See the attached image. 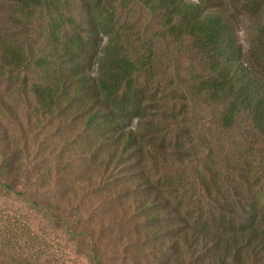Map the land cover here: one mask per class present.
Masks as SVG:
<instances>
[{"label": "rangeland", "instance_id": "1", "mask_svg": "<svg viewBox=\"0 0 264 264\" xmlns=\"http://www.w3.org/2000/svg\"><path fill=\"white\" fill-rule=\"evenodd\" d=\"M190 1L236 15V38L244 61L264 79V5H251L248 0ZM52 3L33 14L25 26L20 24L19 8L0 2V47L28 39L34 53L24 70L0 68V162L8 163L18 175L15 191L0 187V264H96V255L101 264H159L149 252L147 227L133 200H111L110 192L99 186L98 160L82 151L92 137L82 134L81 124L68 125L63 119L44 125L35 111L30 87L43 74L34 59L45 57L54 46L52 32L61 15L82 25L92 18L104 22L107 32L125 43L130 57L146 67L138 74L139 87L148 96L144 104L157 102L158 116H169L168 141L174 145L183 140L194 154L184 164L170 160L154 172L156 180L182 179L187 185L181 195L184 212L193 219L200 212L208 217L215 202L232 201L231 191L239 189L243 196L259 201V217L263 216L264 138L246 114L237 118L233 128H223L226 104L197 92L206 67L191 42L170 37L159 17L140 0ZM99 38L103 48L108 36ZM151 119L149 114L134 123L156 127ZM213 172L220 174L221 185L218 191L213 189L210 200L199 176L209 178ZM56 205L62 210L49 212ZM67 223L73 224L70 231ZM215 226L210 223L211 229Z\"/></svg>", "mask_w": 264, "mask_h": 264}, {"label": "trees", "instance_id": "2", "mask_svg": "<svg viewBox=\"0 0 264 264\" xmlns=\"http://www.w3.org/2000/svg\"><path fill=\"white\" fill-rule=\"evenodd\" d=\"M248 1L264 5V0ZM0 2L19 8L20 24L25 26L33 14L53 5L52 0ZM140 3L159 17L170 37L188 39L204 61L206 78L198 84L197 92L226 104L223 128H233L237 118L246 114L264 138V79L244 61L243 48L236 38V15L211 8L203 1ZM92 19L82 25L61 15L52 32L54 46L45 57L34 59L35 68L43 74L40 82L30 87L40 123L51 124L59 118L68 125H82V134L92 137L82 151L88 150L98 160L99 186L110 192L111 200H133L136 213L147 227L144 236L150 243L149 252L159 264H264V215L259 217L257 199L234 189L232 201L215 202L210 216L200 212L193 219L182 208L181 195L187 190L183 180L155 179L154 172L168 161L184 164L194 154L183 140L174 145L168 141L169 116H158V103L144 104L148 96L139 87L138 74L146 67L130 57L119 36L107 32V24ZM261 30L264 33V22ZM101 34L108 36L103 48ZM29 44L28 39L2 44L1 70L28 68L34 57ZM149 114L156 127L135 126L136 118ZM171 118L176 120L175 115ZM199 179L212 200L213 189L218 191L221 185L220 174L213 172L209 178ZM17 183L12 166L1 161L0 187L15 191ZM91 187L95 189L96 184ZM54 209L62 210L56 205L49 212ZM210 223L216 225L215 229ZM71 227L73 224L67 223L69 231ZM97 258L95 263L101 264Z\"/></svg>", "mask_w": 264, "mask_h": 264}]
</instances>
